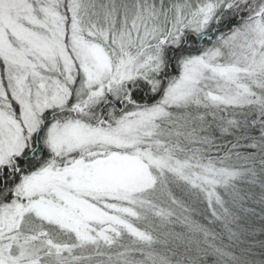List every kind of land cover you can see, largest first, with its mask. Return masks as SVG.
Here are the masks:
<instances>
[{"label":"snow or ice","instance_id":"6c2138e0","mask_svg":"<svg viewBox=\"0 0 264 264\" xmlns=\"http://www.w3.org/2000/svg\"><path fill=\"white\" fill-rule=\"evenodd\" d=\"M0 264H264V0H0Z\"/></svg>","mask_w":264,"mask_h":264}]
</instances>
